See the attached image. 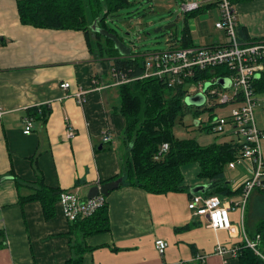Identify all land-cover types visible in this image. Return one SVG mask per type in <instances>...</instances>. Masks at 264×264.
<instances>
[{"label": "crops", "instance_id": "0c3cea01", "mask_svg": "<svg viewBox=\"0 0 264 264\" xmlns=\"http://www.w3.org/2000/svg\"><path fill=\"white\" fill-rule=\"evenodd\" d=\"M19 1L0 0V108L6 112L0 117V232L5 233L0 264H65L77 256L78 248L85 252L84 264H240L239 255L224 257L215 249L242 243L245 228H250L252 197L258 191L252 193L242 222L241 213L234 211L232 229L216 231L188 208L191 190L200 185L209 187V180L199 177L197 163L181 168L184 185L189 187L186 191L155 195L122 182L109 196L103 195L111 230L87 237L73 230L58 202L50 220L40 202L20 203L21 194H29V188L19 189L16 180L36 187L43 176L51 188L74 190L87 197L91 188H101L123 175L130 155L123 137L125 119L118 112L119 87L128 82H118L112 61L91 51L83 31L23 25ZM193 1L199 3V9L186 18H199L203 25L219 20V0ZM234 5L238 30L245 28L249 37L243 40L239 35L241 41L263 40L264 0H240ZM186 24L192 45L227 42L215 40L202 23ZM62 82H70L71 88L62 90ZM80 91L86 94L84 105L74 96ZM203 102L204 98L201 106L185 103L186 113L199 110ZM34 107H46L50 112L45 119L34 118L32 134L25 135L24 120ZM255 117L264 131V93L257 92ZM194 125L201 127L196 121ZM69 129L75 132L71 139L66 137ZM105 134L112 135L110 142H104ZM191 166L195 167L193 173L185 169ZM226 169L228 164L225 174L234 190L244 173L229 169L237 171L231 184ZM239 200L236 195L231 201ZM187 225L198 226L180 230ZM157 239L169 244L164 256L155 247ZM198 254L206 256L204 262L193 260Z\"/></svg>", "mask_w": 264, "mask_h": 264}, {"label": "trees", "instance_id": "16d2710c", "mask_svg": "<svg viewBox=\"0 0 264 264\" xmlns=\"http://www.w3.org/2000/svg\"><path fill=\"white\" fill-rule=\"evenodd\" d=\"M231 1L235 4L240 0ZM131 4V0H21L18 9L23 25L40 29L83 31L91 51L112 61L115 78L132 80L119 87L118 109L125 119L123 137L130 157L124 165L123 175L114 179L123 178L125 185L138 187L155 195L181 192L189 190V187L184 185L181 168L197 163L200 166L199 177L209 180L205 196L230 198L239 195L240 190L231 189L225 174L226 165L233 160L239 147L224 143L201 148L196 140L176 141V122L188 112L184 91L169 89L166 80L142 78L145 75L144 55L132 53L129 57H122L113 41L92 31L93 22L98 20V27L118 35L121 41H124L115 29L107 27L105 19L109 15L117 16L115 13L128 9ZM103 5H106V11H103ZM238 31L243 40H249L245 28ZM90 32L94 34L95 39H91ZM181 39L182 46L193 44L186 28L182 31ZM2 43L0 40V44ZM255 88L256 92L264 93V74L255 83ZM49 112L50 109L46 112V107L28 110L29 117L33 119H45ZM165 143L169 144L170 149L167 154L160 155L161 146ZM39 178L40 183L36 187L16 180L19 189L29 188V194H21L20 203L40 202L46 219L50 220L55 217L56 204L64 191L47 186L43 176ZM257 191L252 197L248 215L247 226L250 228L247 231L251 230V234L264 233V189ZM71 225L75 232L79 231L84 237L110 231L108 203L106 202L93 216L79 219ZM193 226L198 225H187L180 230ZM4 239L5 233L0 232V248L4 245ZM76 251L77 256L65 264H84L85 252L80 248ZM238 255L240 264H264L261 258L244 245H241Z\"/></svg>", "mask_w": 264, "mask_h": 264}, {"label": "built area", "instance_id": "2783aa9c", "mask_svg": "<svg viewBox=\"0 0 264 264\" xmlns=\"http://www.w3.org/2000/svg\"><path fill=\"white\" fill-rule=\"evenodd\" d=\"M219 8L220 18L215 27L225 34L227 42H214L208 46L173 45L167 51L150 52L145 55V75L142 77L166 80L169 89L183 90L185 103L190 97L202 96L204 102L199 110L207 112L208 122L196 121V126L203 122L204 129H209L214 134L225 135L229 139L233 138L227 143L239 147L228 167L231 170L240 169L244 173L234 189L240 190V200L231 201L197 193L191 196L188 206L194 216L205 218L208 225L216 231L232 229L230 211H236L237 208H240L242 222L252 193L264 189V131L258 127L255 117L257 104L255 83L264 74V39L242 42L238 34V14L233 2L219 0ZM197 9H199L197 1L184 2L181 6L183 14ZM219 81H225L226 85H221ZM118 82L129 81L123 78ZM60 88L68 91L71 83L62 82ZM85 95V92L81 91L74 93L80 105L86 103ZM220 109L226 112L218 114L217 111ZM5 114L6 112L0 108V117ZM34 124L33 118L26 117L23 133L31 135ZM74 136L73 130H67L68 139ZM111 136L105 134L104 142H110ZM169 149L168 143L163 144L160 155L167 154ZM106 202L102 194L88 199L74 190L62 192L58 200L66 219L71 224L93 216ZM241 245L264 261V233L250 235L246 228L241 244L231 248L218 245L215 253L224 257L226 255L237 257ZM168 246V242L162 239L155 242L161 256L165 255ZM205 257L198 254L193 260L204 262Z\"/></svg>", "mask_w": 264, "mask_h": 264}, {"label": "rangeland", "instance_id": "374dc122", "mask_svg": "<svg viewBox=\"0 0 264 264\" xmlns=\"http://www.w3.org/2000/svg\"><path fill=\"white\" fill-rule=\"evenodd\" d=\"M187 1L189 0H131L132 4L128 9L115 13L117 15L115 17L112 15L107 16L105 22L108 28L115 29L123 38L125 44L131 47L132 53L137 55H146L154 51H167L173 45L180 46L182 30L187 26L186 21L190 24L194 22L202 23L200 26L205 28L208 26L206 30H209L215 40L227 39L222 32L215 29V20L203 25L199 18H186V14L181 11V6ZM106 10V5H103V11ZM92 28L93 30L99 28L98 20L93 22ZM195 40H197L196 37ZM199 43L203 44V42ZM217 112L221 114L225 113L226 110L220 109ZM194 113H199V115H194ZM197 118H199L198 121L204 120L208 122L207 112L196 109L187 113L176 122L174 127L176 141L196 140L201 148H207L212 144H222L233 139H229L225 135L214 134L209 129H202L203 122L200 128H196L194 123ZM185 169L187 172L193 173L195 167L191 166ZM226 172L229 181L232 180L231 184H233V177L237 174V171L226 169ZM237 196L240 199V195ZM233 198L235 196L230 199L233 200ZM236 211L240 213V208H237ZM233 212L230 211L232 222H234ZM249 232L252 233L251 230Z\"/></svg>", "mask_w": 264, "mask_h": 264}, {"label": "water", "instance_id": "95a60500", "mask_svg": "<svg viewBox=\"0 0 264 264\" xmlns=\"http://www.w3.org/2000/svg\"><path fill=\"white\" fill-rule=\"evenodd\" d=\"M95 33H98L100 35H102L103 37H106L108 39H110L111 41L114 42L115 44V48L119 51V53L121 54L122 57H129L132 54L131 51V47H129L127 44H125L124 41H121V39L119 38L118 35L111 33L110 31L104 29V28H96L93 30ZM219 83L221 85H226L225 81H219ZM209 87V85L207 86ZM203 101V98L201 96H196L193 98H188L186 99V103L188 105H196V106H201ZM123 180L121 178L114 180V181H110L107 182L105 184H103L101 186V188L99 187H93L89 190L87 198L88 199H92L95 198L97 196H99L100 194L104 195V196H109V194L117 189H119L122 185ZM208 186L206 185H200L197 187H194L191 190L192 194H197V193H201L204 194L207 192L208 190Z\"/></svg>", "mask_w": 264, "mask_h": 264}]
</instances>
